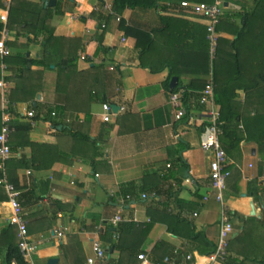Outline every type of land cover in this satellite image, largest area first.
Here are the masks:
<instances>
[{
    "label": "crops",
    "instance_id": "crops-1",
    "mask_svg": "<svg viewBox=\"0 0 264 264\" xmlns=\"http://www.w3.org/2000/svg\"><path fill=\"white\" fill-rule=\"evenodd\" d=\"M179 2L158 0L157 7L127 6L117 12L114 0H54L52 4L51 0H0V24L9 30L6 44L10 49L7 56L0 54V81L7 83L5 97L8 110L12 113L13 109L9 136L13 154L7 176L20 195L35 187L34 195L20 198L34 245V264H88L94 256V241L106 250V257L96 264H112L107 259L117 263L121 254L113 243L122 235L124 222L132 224L131 232L123 236L125 244L139 251L134 257L122 254V264H163L178 247L192 254L198 243L172 232L173 220L157 205L181 175L183 188L171 203L175 198L190 205L184 214L192 220L194 231L216 244L222 206L211 188L212 153L201 147L209 106L192 98L188 115L177 120L170 101L169 89L181 83L190 92L192 80L210 78L209 73H198L205 59L203 47L200 50L198 45L197 53L193 51V36L203 33L206 22L187 13ZM226 2L227 12L242 7ZM251 4L244 0L245 6ZM121 20L154 32V62H172L180 71L172 76L178 77L175 87L170 85L172 77L168 88L165 85L170 64L155 73L139 66L141 48L136 47L135 37L125 33ZM43 28H53L51 49L59 58H74L72 67L32 64L42 56L43 38L37 32ZM218 32L220 37H237ZM100 42L106 52L96 55ZM237 93L245 118L254 114L253 107L264 104L258 92L249 98L242 89ZM104 102L119 106L107 122L102 119ZM38 105L43 106L39 117ZM66 105L56 126L45 120L49 110ZM3 109L0 86V130ZM30 110L34 117L27 116ZM18 123L23 126L17 128ZM254 133L253 138L261 141L242 140L227 153L231 173L224 203L234 226L228 256L217 262L200 256L195 264H264V134ZM30 140L38 145H30ZM13 160H24L29 166L14 168ZM172 171L179 174L171 175ZM156 186H161L155 192L157 201L143 198ZM111 189L131 197L118 202L109 195ZM3 194L7 193L0 187V197ZM37 196L42 197L36 201ZM121 206L123 221L114 225ZM14 216L8 199H0V264H8V245L18 242V228L11 221ZM140 254L145 258H139Z\"/></svg>",
    "mask_w": 264,
    "mask_h": 264
},
{
    "label": "trees",
    "instance_id": "trees-1",
    "mask_svg": "<svg viewBox=\"0 0 264 264\" xmlns=\"http://www.w3.org/2000/svg\"><path fill=\"white\" fill-rule=\"evenodd\" d=\"M180 2L182 0H179ZM193 2H207L213 3L215 0H189ZM229 2L241 4V9L237 12L234 11H224V14L221 16L219 23L216 26V29L227 31L237 35L235 39L219 37L217 52L214 59L210 56V41L208 39V30L207 26H203L204 31L200 36L194 35V53H197V46L199 49L203 47L205 53L204 64L200 62L199 74H210L213 75L214 80V97L215 102L220 106V121L221 124V135L220 141L226 150L227 153L238 147L242 140L246 141H261L260 139L253 138L254 132L260 131L264 134V104L262 106H257L254 108V114L250 117L245 118L243 116V104L237 99L238 89H242L246 92V98H249L254 92H258V96L264 97V0H251V5L249 7L244 5V0H226ZM179 2V3H180ZM127 6L130 7H157L158 0H114V9L119 12V10L125 9ZM168 18V17H166ZM122 25L124 26L125 33L132 35L136 39V47L141 48L140 50V62L139 66L149 69L151 72H158L168 67L170 64L172 69L169 71V76L165 82L166 87L168 88L169 80L173 75H179L180 71L173 65V63L164 64L161 63L156 65L154 62L153 54L155 47V36L154 32L144 31L136 27L126 25L123 20H121ZM5 26V25H4ZM4 26L0 24V29H3ZM42 34L43 38V51L42 56L39 59L32 61V64L39 66H45L50 68L52 65H55L60 69H68L72 67L75 63L74 58H59L56 53L51 49V39L54 37L53 28L46 31L45 28L40 29L37 32ZM180 44L183 47L184 42L181 41ZM105 53L106 48L100 42L96 55L100 53ZM102 66V65H101ZM27 69V68H26ZM24 74V73H22ZM206 81L203 79H196L190 82V92H188L189 86H183L181 83L178 84L175 88L169 89L170 92H180L182 91V101L185 104L187 110H191V99L194 98L199 101L200 94H196L195 89L203 90L206 86ZM190 99V102H189ZM190 103V104H189ZM13 106V104H12ZM33 107V106H32ZM67 105L65 107L55 106L56 110H49V116L45 115V120L51 122L55 126L57 125V117L63 115L64 111L67 110ZM38 117L43 112V106H37ZM241 110V111H240ZM13 113V109L11 110ZM56 111L57 116H52V112ZM51 114V115H50ZM187 116V115H186ZM53 117V119H52ZM16 125V123H14ZM17 124V128L20 125ZM242 125L243 129L240 128ZM29 125H25V128L28 130ZM263 126V127H262ZM30 145L37 146L31 140L29 141ZM180 153L182 151L180 150ZM180 159H183L182 157ZM11 161V160H10ZM16 167H28L29 164L25 163L24 160L16 161L13 160ZM18 163V164H17ZM172 165V164H170ZM9 166V163L7 164ZM13 166V165H12ZM179 173H174L172 171L171 175H176ZM169 175L164 176V178L169 179ZM9 179V177H8ZM182 179L177 180V183L169 185V191L167 198L162 201L159 206H162L161 211L164 214L168 215V218L173 220L172 228L170 230L174 233L184 235L188 238V241H195L198 243V251H193L192 258L187 259V251L180 249L178 255H174V259L178 264H195L197 258L200 256H206L209 259V255L214 251L215 246L211 244L205 237L203 233H196L193 228V222L187 217V214H184L185 210H190V205L181 204V200H175L174 204L178 207V210L174 208V204L171 203L173 196L177 193L178 190L182 189ZM10 180V179H9ZM12 181V180H11ZM162 186V185H161ZM161 186H156L150 189L147 194L150 195L153 192L158 193ZM128 189V187H127ZM35 187L32 186L29 190V193H24L23 195L18 196L19 201L21 196H31L34 195L33 192ZM153 190V191H152ZM42 196H37L34 200H39ZM149 198V196L147 197ZM0 199H8L7 194L1 195ZM152 199V198H151ZM154 200V199H153ZM157 201V200H156ZM153 202V201H151ZM156 205V202H153ZM170 210V211H169ZM175 223V224H174ZM178 224V225H177ZM132 224L124 222L121 226L122 235L120 238L113 243L114 247L120 251V258L116 261L112 259H107L108 263L112 264H122V254L129 257L137 256L138 249L130 248L125 244L123 236L125 233H130L132 230ZM151 225H148L149 228ZM148 229H146L147 232ZM8 264H12L13 261H16L17 264H28L27 261L22 257L19 248L18 242H12L8 245ZM159 247V245H158ZM205 250V251H204ZM207 250V251H206ZM158 262V261H156Z\"/></svg>",
    "mask_w": 264,
    "mask_h": 264
},
{
    "label": "built area",
    "instance_id": "built-area-1",
    "mask_svg": "<svg viewBox=\"0 0 264 264\" xmlns=\"http://www.w3.org/2000/svg\"><path fill=\"white\" fill-rule=\"evenodd\" d=\"M179 5L187 11V13L202 18L206 22L208 30V39L210 41V56L212 59L215 58L217 52L218 38L220 34L216 29L217 24L220 21L221 16L225 11V0H215L213 3L207 2H193L189 0H182ZM2 19L7 20V16H2ZM103 27L105 25L103 24ZM1 39H0V54L2 57L7 56L10 53V49L6 44V39L9 35V30L5 24L4 28L1 30ZM82 59H85V56H82ZM5 67V63L3 64ZM0 86L2 88L3 94V115H2V127L0 130V187H3L8 195V201L10 202L12 208L15 210V216L11 220L18 228V248L22 257L27 261L28 264H34L32 259V253L34 251V245L30 238L26 220L21 213V203L19 201L20 191L16 186L8 179L7 174V163L10 160L13 152L9 144V136L11 133V120L12 113L8 110V102L6 100L5 94L7 93V83L4 79L0 81ZM170 101L175 108V118L181 120L184 116L188 115V110L185 104L182 101V91L181 92H172L170 94ZM199 102L202 105H207V120L203 124L201 131L202 141L201 147L204 151L212 153V159L210 162L211 168V188L214 190L215 198L220 202L222 206L221 210V220H220V229L218 240L214 251L209 255V259L212 262L224 261L228 256V249L230 245V239L234 232V226L231 221L228 209L224 203V192L227 188V179L230 176V170L228 168L229 157L224 149L221 141L220 134L221 124L220 121V110L216 107L215 97H214V80L213 75L210 73V78L206 83L205 88L202 90ZM102 119L103 121H110L113 114L111 104L109 102L103 103ZM52 115H57L56 111L52 112ZM27 116L34 117V111L30 110L27 112ZM35 120L31 121V125H35ZM170 166V164H168ZM98 176V174H96ZM109 195L116 200L124 202L125 199L131 197L130 194L123 195L119 190L111 189L109 190ZM115 196V197H114ZM151 197L152 199H158L157 194L153 192L148 195L143 194V198ZM205 199H208L209 196H205ZM118 201V202H119ZM122 206L120 207L119 213L113 218L112 222L116 225L118 222L123 221L121 215ZM194 215H198L197 212ZM58 235L61 237L63 234L59 232ZM180 247L174 250V254L178 255ZM94 256L88 258V264H96V262L103 260L106 257V250L102 247L99 241H94L93 243ZM139 258L144 259L145 255L140 254ZM192 254H187V259H191ZM12 264H17L16 261H13ZM163 264H178L173 257L167 255L163 259Z\"/></svg>",
    "mask_w": 264,
    "mask_h": 264
},
{
    "label": "water",
    "instance_id": "water-1",
    "mask_svg": "<svg viewBox=\"0 0 264 264\" xmlns=\"http://www.w3.org/2000/svg\"><path fill=\"white\" fill-rule=\"evenodd\" d=\"M53 1L54 0H51V4ZM225 5L228 6V3L226 2ZM177 83H178V77L177 76L172 77L171 82H170L171 87H175L177 85ZM118 107L119 106H117L116 104L111 105V108L113 111H116L118 109ZM52 260H54V259H51V261Z\"/></svg>",
    "mask_w": 264,
    "mask_h": 264
},
{
    "label": "rangeland",
    "instance_id": "rangeland-1",
    "mask_svg": "<svg viewBox=\"0 0 264 264\" xmlns=\"http://www.w3.org/2000/svg\"><path fill=\"white\" fill-rule=\"evenodd\" d=\"M253 112H254V107H253V110H252ZM8 168V167H7ZM8 172V171H7Z\"/></svg>",
    "mask_w": 264,
    "mask_h": 264
}]
</instances>
